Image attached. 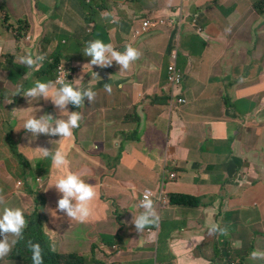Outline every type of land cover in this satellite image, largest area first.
<instances>
[{"label":"rangeland","instance_id":"obj_1","mask_svg":"<svg viewBox=\"0 0 264 264\" xmlns=\"http://www.w3.org/2000/svg\"><path fill=\"white\" fill-rule=\"evenodd\" d=\"M89 2V13L78 18L90 34L108 18V54L100 68L89 65L87 77L49 79L60 114L38 126L48 127V142L22 134L28 119L43 114L39 100L0 119V206L42 213L54 251L76 253L80 241L95 264L196 263L168 252L163 231L171 212L191 219L192 233L182 238L205 236L207 264H264V19L225 15L226 22L215 11L218 0H208L148 29L129 21L120 2ZM103 7L113 13H101ZM0 14L5 26L14 17L10 5ZM63 45L56 36L48 40L53 59ZM176 149L192 152L200 177L161 203L154 187ZM63 181L73 184L57 185ZM51 196L65 199L63 211L41 201Z\"/></svg>","mask_w":264,"mask_h":264},{"label":"crops","instance_id":"obj_2","mask_svg":"<svg viewBox=\"0 0 264 264\" xmlns=\"http://www.w3.org/2000/svg\"><path fill=\"white\" fill-rule=\"evenodd\" d=\"M260 0H218L217 11L220 16L227 22L229 15L236 21L243 23H254L264 19V6L259 5ZM110 3H122L125 8V15L129 21L135 16L145 15L149 19H163L173 12L181 10L185 6L194 7L208 2V0H106ZM10 5L11 12L14 14L12 20H8L6 26L1 23L2 15L0 14V64L7 62L5 57H13L14 63L27 64L33 63L32 68L27 69L24 75H33L41 72L42 68L50 67L53 62L58 66H65L72 74L84 77L89 71L87 61H89L90 49L99 54L94 43L90 40L91 34L88 32V24H83L78 17L83 12L89 13L91 4L89 0H17L14 5L13 1L7 2ZM4 8V7H3ZM1 8L0 3V10ZM101 13H113L109 7H103ZM104 24L95 26L97 34L104 39L113 37V26L108 23V18H102ZM10 24L20 28L12 34L8 31ZM18 35L16 37L15 35ZM71 38L68 39L67 36ZM52 36H56L61 42H67L68 46L61 47V52L56 59L53 56L47 59L48 46L47 42ZM38 42L35 48V42ZM228 50L233 49L235 43L228 40L226 43ZM80 48V51H76ZM46 54V55H45ZM54 60V61H53ZM52 61V63H51ZM44 62H46L44 64ZM38 66H41L38 68ZM47 84V82L45 83ZM27 138L33 139L36 144L45 141L43 132L33 131ZM169 160H173L177 167L174 171L177 178L170 182L165 190L167 192L183 193L198 181L200 174L193 161V154L189 150L176 149ZM169 160L162 167L161 175L169 163ZM30 166V162H28ZM160 179L154 187V191L159 188ZM191 219L183 216H177L172 212L167 215L164 221V237L168 252L176 257L187 255L188 258L196 260V263L181 264H207V256L201 252L202 246L206 240L201 233H196L188 240L182 238V235H190L192 230L189 226ZM198 256V258L196 257Z\"/></svg>","mask_w":264,"mask_h":264},{"label":"clouds","instance_id":"obj_3","mask_svg":"<svg viewBox=\"0 0 264 264\" xmlns=\"http://www.w3.org/2000/svg\"><path fill=\"white\" fill-rule=\"evenodd\" d=\"M259 5L264 6V0H260ZM180 11V9L178 10ZM133 22L137 23H143L144 27L148 29H152L156 26H158L160 23H162L163 19L157 18L154 20L149 19L145 15H138L135 16L132 19ZM157 22L156 24H154ZM90 40L94 43L96 50L102 52L101 57H99V54L94 52V50L90 49L87 53L89 54V61H87L88 66L93 64L95 67L102 65L103 62V56L108 54V46L111 42V39H104V38H98V34L95 31V27L91 33ZM57 63V62H56ZM98 70V69H97ZM96 71V70H95ZM56 74L61 76H68V73L72 74V72L68 69H66L65 66H58L56 67ZM88 76V72L85 74L84 77ZM79 77V76H77ZM85 82V79H80L79 83ZM52 83L49 81L47 84H37L34 86V89H37V93H34L31 89L24 88L22 90H18V82L13 81L9 77V71H8V64L7 62H1L0 64V86L2 89H0V119L11 117L15 118L20 114L21 109L25 108L27 105V102L29 100H39L40 106H43L48 110L47 114H42L40 116H36L33 118L28 119L24 123V129L22 134L25 136H28L33 131H39L43 132L45 135V141L48 142L47 137V130L48 127H38L41 123L46 121L52 116H59L60 114V105L56 104L54 106L49 104V101L51 99L57 100L58 96L54 92L53 88L51 87ZM61 92L64 91V85L63 81L59 84ZM79 128L82 130L83 123L82 121H79ZM14 136V133H10L8 136V140H11V137ZM16 155L19 158V161L23 162V165L28 166V160L27 157H25L23 154H20L18 151H16ZM22 156L24 160L22 159ZM37 164L36 166H38ZM29 167V166H28ZM177 167L175 166V163L173 160H169V163L166 165L160 179V185L159 188L154 191L153 197L156 198L161 203H168L172 196H175L179 193L177 192H167L165 188L167 185L174 181L177 178V175L175 173V169ZM38 171V170H37ZM26 172V171H25ZM30 174V172H28ZM26 182L27 176L25 177V180L20 179L16 181V183L19 182ZM15 183V184H16ZM70 184L73 183L71 181H63L59 184ZM22 185V184H20ZM42 202H49L52 201L53 209L55 212L63 211L64 210V203L65 199H59L57 197L51 196L47 198H41ZM5 216V219H4ZM44 216L42 213H36L34 217H29L22 208L19 207H10L8 205V202L4 206H0V257H1V263L4 264L7 257V249H8V243L5 239L4 232L11 229L15 233H21L27 229V226L29 225V222H34L43 219ZM44 220V219H43ZM43 236L45 238V242L48 243L50 251L54 254L61 255L64 257L62 260V264H66L65 261L69 258L70 255H74L78 258H81L84 260L85 264H95L97 263V259L93 256V258H87V253H92V251L88 248H82V244L80 241L78 243L80 244L79 249L80 251H77L76 253H61L56 252L52 249V242L49 239L48 235L45 233L44 230H42ZM30 250H31V258L25 263H29V261L32 262V264H46L45 262V250L41 246L40 243L30 241ZM93 255V253H92Z\"/></svg>","mask_w":264,"mask_h":264},{"label":"trees","instance_id":"obj_4","mask_svg":"<svg viewBox=\"0 0 264 264\" xmlns=\"http://www.w3.org/2000/svg\"><path fill=\"white\" fill-rule=\"evenodd\" d=\"M10 1L12 0H0L1 8H3L5 4ZM7 19L12 20L13 18L12 16H7L6 21L8 22ZM11 33L14 34V32H11ZM15 36L18 37L17 34ZM98 38H102V37L98 36ZM37 46H35V48H37ZM51 56H53V54L49 49L48 54H47V59L49 60ZM45 63L46 62H44V64ZM7 64H8L9 77L13 81L18 82V88L20 86H26L25 88L31 89L34 93H37V89H34V86H36L37 84H45L46 82L48 83L50 81L49 79L53 77V75L55 74L56 67H57V63L54 62L47 69L43 67L41 72L37 74L38 77H34L31 74H29L28 76L24 75L27 69L32 68L34 66L33 63H30V64L27 63L25 65L14 63V58L11 57L10 59H7ZM40 67L41 66H38V68ZM20 68H25L26 71L20 77H18V75L16 74V71ZM30 78H33V80H31ZM23 82H25V85L23 84ZM82 83L84 82H81L80 84ZM19 90H22V88ZM49 104L52 106L56 104L60 105V102H59V99H57L56 101L51 99L49 101ZM41 111L43 114L48 113V110L44 108L43 106H41ZM192 203H193V200H188L186 202V205L189 206ZM42 230H44V220L43 219L34 221V222H29L27 229L21 233H15L11 229L4 232L5 239L8 243L7 257H6L5 263L17 260V261H20V264H25L31 258L30 241H34V242L40 243L41 246L44 248L46 264H62V260L64 259V257L61 255L54 254L50 251L48 243L45 242V238L43 236ZM65 263L66 264H85L83 259L78 258L74 255H70L69 258L65 261Z\"/></svg>","mask_w":264,"mask_h":264}]
</instances>
